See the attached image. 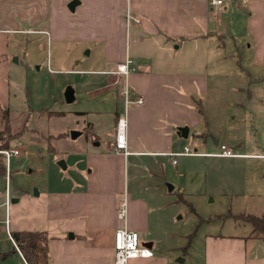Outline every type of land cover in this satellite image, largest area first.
<instances>
[{"label":"crops","instance_id":"crops-1","mask_svg":"<svg viewBox=\"0 0 264 264\" xmlns=\"http://www.w3.org/2000/svg\"><path fill=\"white\" fill-rule=\"evenodd\" d=\"M69 1L6 0L0 32H48L56 43H72L78 50L73 64L84 55L93 56L87 62L97 68L71 71L94 76L97 80L90 85L88 100L107 95L112 106L106 112L99 106L76 112L80 117H95L85 127L94 138L85 136L71 162L70 178L54 180L37 198L26 191L12 198L7 207L9 233L45 232L48 264H113L114 233L124 224L117 218V206L126 194L125 224L154 252L151 258L131 259L128 264H185L187 256L180 254L183 236L177 235V243L163 249L167 196L174 190L164 187L168 177L164 165L178 166L176 158L194 156L178 155L172 163L169 153L182 151L191 132L196 136L210 127L205 100L214 80L218 85L231 77L237 100L227 104L219 98L217 104L241 108L253 122H247V128L264 135V0H223L214 7L209 0H79L73 12L67 8ZM6 24L16 27L6 28ZM240 47L247 51L246 65ZM126 58L133 60L134 70L123 78L114 71ZM242 67H255L257 73H245ZM124 82L131 101L138 96L144 99L128 107L130 153L126 156L114 152L111 145L116 117L123 110L119 87ZM219 113L216 117L224 120L225 114ZM183 126L189 129L187 138L177 134ZM101 128L106 137L112 134L104 147L97 142ZM219 144L216 141L215 147ZM253 231L251 225L237 235L206 236L202 264H264V239Z\"/></svg>","mask_w":264,"mask_h":264},{"label":"rangeland","instance_id":"rangeland-1","mask_svg":"<svg viewBox=\"0 0 264 264\" xmlns=\"http://www.w3.org/2000/svg\"><path fill=\"white\" fill-rule=\"evenodd\" d=\"M4 2L6 0H0V15L6 17ZM7 33L0 32V57L2 54L6 57L5 60L0 59V130L4 129L8 118L13 133L22 129L24 132L22 136L11 137L9 147L0 149V264H21L9 238V228L4 223L7 215L6 184L11 202L23 191L37 198L47 187L53 186L54 180L70 178L71 162L83 147L85 136L94 138L92 131L85 128L87 121L94 116L80 117L76 112L92 110L94 106L106 112L112 101L107 95L89 101L87 92L97 79L71 71L97 68L90 67L91 63L87 62L93 56L88 58L84 55L79 64H73L78 50L72 43H56L48 32ZM3 37L8 41V48ZM86 50L82 52L86 54ZM240 50L244 59L242 64L246 65L247 51L243 47ZM210 68L212 73L214 68ZM242 68L245 73H257L255 67ZM214 81L205 100L210 127H203L199 131L201 134L196 136L191 132L186 140V147L199 155L176 158L178 166L169 162L164 165L168 173L164 187L168 190L170 185L174 190L167 196L170 214L165 213L164 216L166 226L162 234L167 238L162 239L167 244L163 249H168L172 242L175 245L177 235L183 236L180 238L184 240L180 254L187 256L185 264H202L206 236L237 235L251 229L250 224L236 220L232 215H260L264 212V135L252 127L247 128V122L250 121L249 125L253 122L241 108L217 104L219 98H225L229 104L239 96L231 90L235 86L231 77L221 79L218 85ZM67 89L73 91L71 101L65 99ZM5 110L9 112L8 117ZM220 111L225 114L224 120L216 117ZM104 128L100 129L97 140L102 147L112 141V134L106 137ZM71 131L82 132V135L72 140ZM218 140L220 144L215 147ZM221 144L227 145L230 156L212 155L222 153ZM9 149H18L20 154L11 156L8 161L4 151ZM59 160H64L69 168L61 169L57 165ZM179 193L183 197L178 198ZM4 254L6 256H1Z\"/></svg>","mask_w":264,"mask_h":264},{"label":"built area","instance_id":"built-area-1","mask_svg":"<svg viewBox=\"0 0 264 264\" xmlns=\"http://www.w3.org/2000/svg\"><path fill=\"white\" fill-rule=\"evenodd\" d=\"M211 6H220L223 3V0H209ZM127 19L131 18L129 14L126 15ZM134 22L138 23L139 19H133ZM134 70V62L131 58H126L124 62L117 64L116 70L114 73L120 77L126 78L127 75ZM119 94L123 100V110L118 113L115 122L114 130V142L112 145V150L116 153H120L124 156L128 155L130 152L127 148V111L128 107L131 104H142L143 97L138 96L137 99L131 101L129 98V90L126 83H122L119 87ZM222 153L217 154L219 156H230V151L226 150L224 145L220 146ZM6 159L9 161L11 156H18L20 151L18 149H9L4 151ZM197 152L191 151L187 147H183L182 151L178 153H169V156L172 157V163H175V157L178 155H197ZM6 179H8V165L6 167ZM10 204L9 200V190L6 184V201L5 207L7 209ZM117 218L124 223L123 226L118 227L114 233V256L113 264H128L131 259L138 258H151L154 256V252L150 247H147L141 244L139 239V234L136 231L130 230L126 226L127 219V197L126 194L120 196L117 212ZM4 223L8 226V218L6 215ZM16 250L19 252L23 263L28 264L17 246L14 244Z\"/></svg>","mask_w":264,"mask_h":264},{"label":"trees","instance_id":"trees-1","mask_svg":"<svg viewBox=\"0 0 264 264\" xmlns=\"http://www.w3.org/2000/svg\"><path fill=\"white\" fill-rule=\"evenodd\" d=\"M5 116L8 117L7 112ZM9 124L10 121L7 118L4 124V129L0 130V149L9 147V139L16 135L22 136L24 132L22 129L16 133H13ZM233 217L243 219L251 223V225L254 227L253 235L260 236L264 239V213L260 216L239 214L234 215ZM257 231H259V234L261 235H259ZM9 235L28 264H48L49 254L47 244L49 237L45 232L23 230L12 231L9 233ZM14 250H16L15 247ZM1 256H6V254Z\"/></svg>","mask_w":264,"mask_h":264},{"label":"water","instance_id":"water-1","mask_svg":"<svg viewBox=\"0 0 264 264\" xmlns=\"http://www.w3.org/2000/svg\"><path fill=\"white\" fill-rule=\"evenodd\" d=\"M78 4H79V0H71V1L68 3L67 7H68V9H69L71 12H73L74 9H75V6L78 5ZM73 98H74V96H73V91H72L71 89H67V91H66V93H65V99H66L67 101H71ZM188 131H189L188 127H185V126H183V127H178V128H177V134H178L179 136L183 137V138H187V136H188ZM79 134H80V132H77V131H71V133H70V137H71L72 139H74V138H76ZM57 165H58L59 167H61L62 169H65V168H66V164H65L64 160H59V161L57 162ZM168 188L171 189L172 187L169 185ZM35 195H37V191H36V194H35ZM14 200L17 201V199H14Z\"/></svg>","mask_w":264,"mask_h":264}]
</instances>
